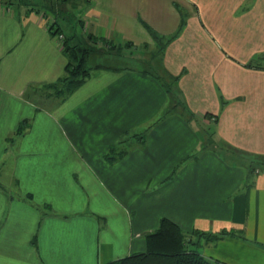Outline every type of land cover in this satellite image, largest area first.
<instances>
[{"label":"crops","instance_id":"crops-1","mask_svg":"<svg viewBox=\"0 0 264 264\" xmlns=\"http://www.w3.org/2000/svg\"><path fill=\"white\" fill-rule=\"evenodd\" d=\"M145 24L177 33L158 62L181 106L165 116L168 87L133 53L159 46ZM69 32L97 38L89 74L38 108L28 95L63 75ZM201 127L264 156V0H0V264H105L143 251L162 217L192 240L238 231L200 249L264 264V171L202 148Z\"/></svg>","mask_w":264,"mask_h":264},{"label":"trees","instance_id":"trees-1","mask_svg":"<svg viewBox=\"0 0 264 264\" xmlns=\"http://www.w3.org/2000/svg\"><path fill=\"white\" fill-rule=\"evenodd\" d=\"M54 4V3H53ZM184 16V15H183ZM185 24V19L180 21L179 29ZM145 28L151 35L155 44L161 49L170 42L176 35L164 37L158 35L151 27L145 24ZM56 29L54 33L57 32ZM84 34L73 32L71 35H64L62 40V51L66 57L64 73L53 82L34 86L43 97L55 98L57 103L62 102L72 91L80 86L89 74V67L86 59L97 42L93 35H86L87 43H84ZM89 41L91 43H89ZM108 45L114 44L106 41ZM211 121H216V117L206 113ZM213 118V119H212ZM27 127V120L20 122L14 134L19 135ZM142 140L141 136L137 137ZM10 140V138H9ZM109 160L115 159L114 155L106 154ZM260 163H264V156ZM264 171V170H263ZM253 172V170H249ZM193 234L202 238H208V242L214 243L224 236H242L240 232L234 230H222L218 233L194 230ZM190 235L183 232L181 227L173 220L162 217L158 225L152 231L145 234V249L132 254L111 260L105 264H227L223 261L211 258L201 252L199 240L190 239Z\"/></svg>","mask_w":264,"mask_h":264},{"label":"rangeland","instance_id":"rangeland-1","mask_svg":"<svg viewBox=\"0 0 264 264\" xmlns=\"http://www.w3.org/2000/svg\"><path fill=\"white\" fill-rule=\"evenodd\" d=\"M71 34H72V32H69L68 35H71ZM82 34H84V36H83L84 37V43H87L88 40L86 39V35H88V34L84 33V32ZM63 37L64 36H62L61 41L63 40ZM89 43H91V42L89 41ZM98 49L99 48L93 47V49H92L90 54L93 55L94 51H98ZM111 50H112V48H111ZM161 52H162L161 46H154L152 48L151 46L147 45L144 48H142V52L141 53H138V52H133V53L135 55L136 54H140V56H142L141 58L145 62L147 61V63H145V64H143L141 66L145 67L149 71H153V72H156L157 74L161 75V78H162L161 80L168 87L169 90H168L167 93H168V95H169L168 97L170 99L167 101V104H166V107H165V111L162 113V115L165 116L169 112L179 111L181 106H180V101L178 100V97H177V94H176V84H175L174 80L170 79L169 77H166L159 70V64L160 63H158V62L160 61ZM126 61L128 62L127 64H132V65H134V63L137 64V65L139 64V63H136L134 61V59H127ZM148 62H150V63H148ZM86 65L90 69L89 65H91V63H86ZM28 98L32 101V103H34L36 106H38V108H42V109H46V108L47 109H51L50 106H52L53 102L56 101L55 98L43 97L42 94H40L38 92H35V91L30 92V95H28ZM200 132L204 136V139L201 140L202 148H209V149H215L217 151H223V153L229 154V156H233V157L234 156H237V157L240 156L239 159L241 161H243V162H246L244 164L247 167L248 171L249 170H253L254 171L257 168L259 170H261V171L264 170V163H260V161L263 159V158H261V156L255 155V154H249V153H244V154L245 155H249L250 157L241 156L242 154L239 151H237L236 149L232 148L231 146L225 145L224 143L217 142L216 138L214 137V135H212V130L211 129H208V128H204L203 129L201 127L200 128ZM118 153L119 152L113 151V155L114 156L116 154H118ZM0 173H3V172H0ZM193 239L195 241L196 240H200L203 244L208 243V238H200L196 234H194ZM200 245H201V243L199 244V246ZM199 250L202 252V249H199Z\"/></svg>","mask_w":264,"mask_h":264},{"label":"built area","instance_id":"built-area-1","mask_svg":"<svg viewBox=\"0 0 264 264\" xmlns=\"http://www.w3.org/2000/svg\"><path fill=\"white\" fill-rule=\"evenodd\" d=\"M60 37H62V35L60 34Z\"/></svg>","mask_w":264,"mask_h":264}]
</instances>
